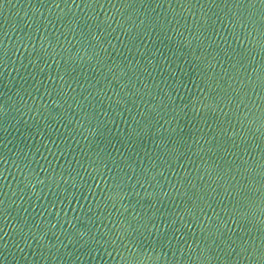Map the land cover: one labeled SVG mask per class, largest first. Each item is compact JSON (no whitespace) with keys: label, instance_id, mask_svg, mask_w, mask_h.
Here are the masks:
<instances>
[{"label":"water","instance_id":"1","mask_svg":"<svg viewBox=\"0 0 264 264\" xmlns=\"http://www.w3.org/2000/svg\"><path fill=\"white\" fill-rule=\"evenodd\" d=\"M0 264H264V5L0 0Z\"/></svg>","mask_w":264,"mask_h":264},{"label":"snow or ice","instance_id":"2","mask_svg":"<svg viewBox=\"0 0 264 264\" xmlns=\"http://www.w3.org/2000/svg\"><path fill=\"white\" fill-rule=\"evenodd\" d=\"M259 2H260L262 5H264V0H259Z\"/></svg>","mask_w":264,"mask_h":264}]
</instances>
